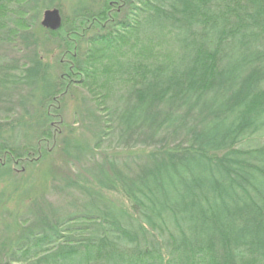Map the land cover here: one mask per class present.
I'll return each mask as SVG.
<instances>
[{
  "label": "trees",
  "instance_id": "1",
  "mask_svg": "<svg viewBox=\"0 0 264 264\" xmlns=\"http://www.w3.org/2000/svg\"><path fill=\"white\" fill-rule=\"evenodd\" d=\"M0 264H264V0H0Z\"/></svg>",
  "mask_w": 264,
  "mask_h": 264
},
{
  "label": "water",
  "instance_id": "2",
  "mask_svg": "<svg viewBox=\"0 0 264 264\" xmlns=\"http://www.w3.org/2000/svg\"><path fill=\"white\" fill-rule=\"evenodd\" d=\"M62 14L58 8H49L44 10L42 16V25L51 30H57L62 24Z\"/></svg>",
  "mask_w": 264,
  "mask_h": 264
},
{
  "label": "rangeland",
  "instance_id": "3",
  "mask_svg": "<svg viewBox=\"0 0 264 264\" xmlns=\"http://www.w3.org/2000/svg\"><path fill=\"white\" fill-rule=\"evenodd\" d=\"M135 151H138V149L137 150H135ZM56 163L58 164V167H59V169H61V170H65L66 169V167H65V162L63 161V159L61 158L60 159V157H58V158H56ZM54 200L55 201H58L57 200V196L56 197H54ZM61 201V200H60ZM57 203H59V201L57 202ZM64 203V202H63ZM65 204H67L66 202H65Z\"/></svg>",
  "mask_w": 264,
  "mask_h": 264
}]
</instances>
